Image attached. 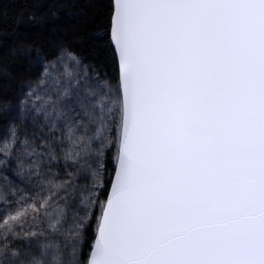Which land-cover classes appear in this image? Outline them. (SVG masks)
I'll use <instances>...</instances> for the list:
<instances>
[{"label": "snow or ice", "instance_id": "6c2138e0", "mask_svg": "<svg viewBox=\"0 0 264 264\" xmlns=\"http://www.w3.org/2000/svg\"><path fill=\"white\" fill-rule=\"evenodd\" d=\"M93 36L14 50L0 264H264V0H109Z\"/></svg>", "mask_w": 264, "mask_h": 264}, {"label": "trees", "instance_id": "16d2710c", "mask_svg": "<svg viewBox=\"0 0 264 264\" xmlns=\"http://www.w3.org/2000/svg\"><path fill=\"white\" fill-rule=\"evenodd\" d=\"M109 0H0V96L14 98L34 74L28 57L19 55L21 44L39 48L49 58L65 46L90 65H104V38L94 37L104 22ZM58 10V15L52 12ZM35 13L36 20L17 24ZM43 16V21L40 17ZM35 56V52H33Z\"/></svg>", "mask_w": 264, "mask_h": 264}]
</instances>
